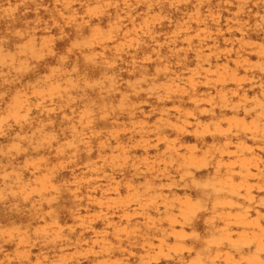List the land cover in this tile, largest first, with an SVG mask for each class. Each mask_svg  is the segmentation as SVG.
<instances>
[{"label":"rangeland","instance_id":"rangeland-1","mask_svg":"<svg viewBox=\"0 0 264 264\" xmlns=\"http://www.w3.org/2000/svg\"><path fill=\"white\" fill-rule=\"evenodd\" d=\"M0 264H264V0H0Z\"/></svg>","mask_w":264,"mask_h":264}]
</instances>
